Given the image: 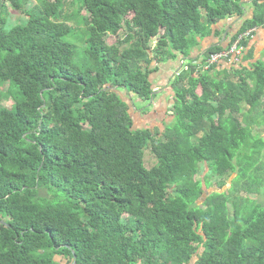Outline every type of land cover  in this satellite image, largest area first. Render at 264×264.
<instances>
[{
    "label": "trees",
    "instance_id": "1",
    "mask_svg": "<svg viewBox=\"0 0 264 264\" xmlns=\"http://www.w3.org/2000/svg\"><path fill=\"white\" fill-rule=\"evenodd\" d=\"M23 1L0 0V86L21 94L0 107V264H264V204L206 194L195 178L202 163L237 172L235 192L251 168L238 151L258 163L264 140L250 124L264 118V58L222 78L189 59L170 81L174 120L163 131L133 128L126 99L149 100L150 63L188 56L242 0H81L86 17L39 0L6 28L9 5ZM253 5L226 45L264 26V0ZM77 17L87 26L80 64L65 40ZM145 147L157 160L148 168Z\"/></svg>",
    "mask_w": 264,
    "mask_h": 264
},
{
    "label": "rangeland",
    "instance_id": "2",
    "mask_svg": "<svg viewBox=\"0 0 264 264\" xmlns=\"http://www.w3.org/2000/svg\"><path fill=\"white\" fill-rule=\"evenodd\" d=\"M38 1L39 0L23 1L21 3V8L19 10H14L9 5L6 28H10L12 25L16 23L24 24L27 18L26 11ZM76 12H78V15L80 16L81 15L85 17L88 16L87 11L83 9L81 6V0H64V13L68 17H71L72 15L74 17ZM77 19H78L77 21L81 23L80 25L78 24L77 21H74L73 19H70L68 21L69 24H71L75 28L73 32H71L65 37V40L69 41L75 47L77 53L76 62L80 64L83 55V50L86 47L85 40L87 37V26L82 22L81 17H77ZM127 32H128L127 27L123 26L122 29L119 30L117 35L106 34V36H104V40L107 44H115L118 39H123ZM124 46L126 45L124 44L122 47ZM20 95L21 94L19 93V89L17 85L13 84L12 87H9L7 83H4L2 86H0V107L2 106L11 107L12 104L14 103L13 97L19 98ZM122 95L125 99V94ZM126 99H127V104L129 105V110H128L129 113H131L130 112L131 106L134 110H136L137 108L140 109L142 107L140 101L135 99V97L131 95V93L129 94V98L126 97ZM261 107L264 109V104ZM158 119H159L158 113H156V116L144 117L143 122L147 125L144 128L154 129L156 127V124L159 123ZM262 121L263 122L260 125H254L256 124V122H254L251 123L250 126L253 132L260 135V137L264 140V118ZM167 125L168 124H165V126ZM157 130H158L157 132L161 131V126H159ZM156 140H163L161 134L158 133ZM144 152H145L144 165L147 168L157 164L156 157L153 155L150 149H147V147H145ZM238 152H241L240 158L243 159V162L245 163V168L246 169L248 167L251 168L249 169L250 171L247 170L246 175L240 179V181L238 182V188L235 192L231 191L230 188L232 186V182L235 176L237 175V172H233V173L230 172V174L228 175L218 176L210 173L208 165L202 163L200 171L195 176V178L201 179L203 181L202 184L206 194L212 193L214 191H224L226 192V195L233 200L235 197H237L238 202L242 201L246 197H249L253 201L264 204V146L261 148L260 154L258 156L259 161L253 169H252L253 158H252L251 150L249 149L247 152H245V150L242 148ZM203 199L204 196L199 200V202H201ZM229 211L230 214L233 211L232 204H229ZM56 258L61 261V264H66L67 262L66 259H62L59 256H57Z\"/></svg>",
    "mask_w": 264,
    "mask_h": 264
},
{
    "label": "crops",
    "instance_id": "3",
    "mask_svg": "<svg viewBox=\"0 0 264 264\" xmlns=\"http://www.w3.org/2000/svg\"><path fill=\"white\" fill-rule=\"evenodd\" d=\"M242 13L233 14L230 17L220 19L216 24L212 25L211 33L205 37H198V44L193 46L188 56H183L179 52L172 57L156 62L153 60L148 66L149 81L153 91L149 100H142L136 94L131 93L135 99L139 100L142 107L134 110L130 107L133 128H144L147 125L143 122V118L148 116L159 115V123L155 128L161 126V131L165 129L174 120L172 112V104L174 103V91L171 88L170 81L175 77L176 72L180 70V61L185 58L199 59L204 56L205 51L211 45L223 44L224 46L230 40V37L239 29L242 23L250 19L254 14L253 0H242ZM264 53V26L256 28L254 34L248 39L245 51L241 60L236 65L228 62H220L210 70L211 77L222 78L225 76L224 70L235 68V75L239 73L245 74L252 69V65L257 60L263 59ZM232 75V73H231ZM129 98V95H128ZM130 104V102H129ZM136 122V124H135ZM165 122V123H164ZM165 124H168L165 126ZM158 125V126H157Z\"/></svg>",
    "mask_w": 264,
    "mask_h": 264
},
{
    "label": "built area",
    "instance_id": "4",
    "mask_svg": "<svg viewBox=\"0 0 264 264\" xmlns=\"http://www.w3.org/2000/svg\"><path fill=\"white\" fill-rule=\"evenodd\" d=\"M256 28L257 27L246 29L245 31L239 33L237 37L225 47L220 50L210 51L199 59H193L191 64L195 65L197 70H207L224 61L230 63L231 65H236L240 62L245 51L246 44H244V41H248V39L254 34ZM154 44L155 40L152 41V45ZM189 65V62L183 58L180 61V70L176 72V75H178L181 71L188 69Z\"/></svg>",
    "mask_w": 264,
    "mask_h": 264
},
{
    "label": "water",
    "instance_id": "5",
    "mask_svg": "<svg viewBox=\"0 0 264 264\" xmlns=\"http://www.w3.org/2000/svg\"><path fill=\"white\" fill-rule=\"evenodd\" d=\"M2 221V220H1ZM3 222V221H2Z\"/></svg>",
    "mask_w": 264,
    "mask_h": 264
}]
</instances>
